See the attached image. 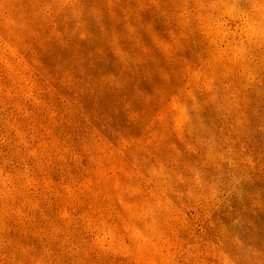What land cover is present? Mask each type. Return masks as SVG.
Returning a JSON list of instances; mask_svg holds the SVG:
<instances>
[{"label":"rangeland","instance_id":"374dc122","mask_svg":"<svg viewBox=\"0 0 264 264\" xmlns=\"http://www.w3.org/2000/svg\"><path fill=\"white\" fill-rule=\"evenodd\" d=\"M0 264H264V0H0Z\"/></svg>","mask_w":264,"mask_h":264}]
</instances>
